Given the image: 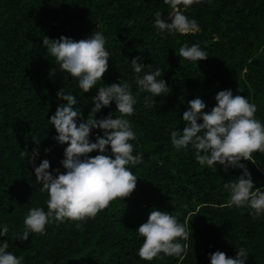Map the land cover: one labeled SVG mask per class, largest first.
Returning a JSON list of instances; mask_svg holds the SVG:
<instances>
[{"label": "trees", "instance_id": "trees-1", "mask_svg": "<svg viewBox=\"0 0 264 264\" xmlns=\"http://www.w3.org/2000/svg\"><path fill=\"white\" fill-rule=\"evenodd\" d=\"M179 8L198 22L199 32L160 33L154 27L157 12L171 23V8L163 0H0V231L8 229L0 243L7 242V251L23 257L22 264H210L212 253L235 258L240 248L248 253L245 264H264V215L254 219L248 207L227 206L230 190L224 185L243 175V169L225 172L219 163L201 166L191 144L177 150L171 143V132L183 131L188 103L200 98L206 105L203 111L210 112L223 90L254 104L255 118L264 124V0H200ZM95 32L105 37L108 68L101 81L83 93L42 41L61 36L79 41ZM184 44H198L208 58L185 60L179 56ZM136 57L145 66L140 74L131 65ZM53 68L55 74L49 75ZM157 68L162 72L157 79H163L170 92L153 97L154 105L146 106L144 98L151 94L137 96L135 79ZM125 82L137 99L134 113L125 117L136 135L129 143L132 154L142 157L140 164L126 165L137 178L134 191L110 202L94 218L53 220L44 234L30 233L21 242L18 236L29 209L48 211V195L41 191L34 167L47 159L53 176L57 169L65 172L61 161L67 145L56 142L48 121L64 103L57 100V92L63 88L76 96L79 123L87 119L98 88ZM110 114L120 116L115 102L94 118ZM97 136L103 131L93 129L90 142ZM34 149L39 154L33 163L21 156L22 151L31 156ZM104 154L111 155L110 149ZM252 157L240 163L250 173L253 190L264 191V153ZM153 210L176 216L188 230V240H177L184 246L179 256L160 253L151 261L138 256L144 238L136 230Z\"/></svg>", "mask_w": 264, "mask_h": 264}, {"label": "clouds", "instance_id": "clouds-1", "mask_svg": "<svg viewBox=\"0 0 264 264\" xmlns=\"http://www.w3.org/2000/svg\"><path fill=\"white\" fill-rule=\"evenodd\" d=\"M198 2L200 0H163L171 8L168 14L171 23H166L161 13L157 12L154 27L160 33L167 31L169 34L183 35L199 32L198 22L190 20L179 8L180 5L187 8ZM42 42L60 70L78 80V87L83 93L89 92L107 71L110 53L105 49V37L100 32L79 41L61 36L58 39L44 37ZM179 56L192 62L208 58L207 52L201 50L198 44H184L179 49ZM139 59L136 57L131 61L137 74L145 68L138 63ZM54 74L53 68L49 75ZM161 76L159 68L142 77L137 75L136 95L144 92L151 94L144 98L146 106L154 105L153 97L170 92L166 82L157 79ZM57 100L64 103L58 104L55 114L48 121L57 133L54 137L56 142L67 145L61 161L65 172L60 173L57 169L53 176L47 159L34 167L36 181L42 185L41 191L48 195V211L39 207L29 209L24 220V231L18 236L21 242L27 241L30 233L44 234L46 225L53 220L83 222L86 218H94L113 200L129 197L136 187L137 178L126 167L142 162L140 155L132 154L134 149L129 141L135 140L136 135L125 118L134 113L137 103L131 85L125 82L98 88L97 95L92 99L94 106L84 122L78 123L81 112L74 108L77 104L75 95L65 94L62 88L57 92ZM215 101V107L205 113L203 100H191L182 116L185 122L183 131L171 132V143L177 150L186 149L191 144L195 149V159L201 166L213 167L219 163L224 166L225 172L229 168L243 169V175L224 185L230 190L227 206L248 207L255 219L264 215V191L260 188L253 190L250 173L240 162L252 161L255 152L264 153V124L255 118L256 106L244 96H234L231 90H223L216 94ZM112 102H115L120 116L112 118L110 114L100 120L94 118L96 113ZM93 129L103 131V136H97L94 143L89 140ZM107 149H110L111 155L104 154ZM48 151L45 149V153ZM92 152L100 154L89 157L88 154ZM38 154L36 149L31 156L27 151L21 152V156L27 157L30 163L36 160ZM136 231L144 238L138 256L145 261L157 258L160 253L164 256H179L184 252V246L177 242L178 238L189 239L188 230L178 222L177 217L164 211H151L147 222ZM7 232V227H4L0 236ZM8 248L7 242L0 243V264H22L23 257L17 258L7 251ZM247 255L244 248L237 250L235 258L216 251L209 260L210 264H245Z\"/></svg>", "mask_w": 264, "mask_h": 264}, {"label": "rangeland", "instance_id": "rangeland-1", "mask_svg": "<svg viewBox=\"0 0 264 264\" xmlns=\"http://www.w3.org/2000/svg\"><path fill=\"white\" fill-rule=\"evenodd\" d=\"M231 88H232L233 91H235V89H236V82H234V83L231 84Z\"/></svg>", "mask_w": 264, "mask_h": 264}]
</instances>
